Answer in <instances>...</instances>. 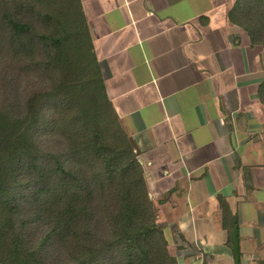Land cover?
Returning a JSON list of instances; mask_svg holds the SVG:
<instances>
[{
	"label": "crops",
	"instance_id": "obj_1",
	"mask_svg": "<svg viewBox=\"0 0 264 264\" xmlns=\"http://www.w3.org/2000/svg\"><path fill=\"white\" fill-rule=\"evenodd\" d=\"M81 2L170 252L238 264L237 228L240 264H264V48L232 19L237 0Z\"/></svg>",
	"mask_w": 264,
	"mask_h": 264
},
{
	"label": "trees",
	"instance_id": "obj_2",
	"mask_svg": "<svg viewBox=\"0 0 264 264\" xmlns=\"http://www.w3.org/2000/svg\"><path fill=\"white\" fill-rule=\"evenodd\" d=\"M231 17L264 48V0ZM138 155L81 0H0V264H180Z\"/></svg>",
	"mask_w": 264,
	"mask_h": 264
},
{
	"label": "water",
	"instance_id": "obj_3",
	"mask_svg": "<svg viewBox=\"0 0 264 264\" xmlns=\"http://www.w3.org/2000/svg\"><path fill=\"white\" fill-rule=\"evenodd\" d=\"M234 243H235L236 261L238 264H240L239 240H238V229L237 228H235L234 230Z\"/></svg>",
	"mask_w": 264,
	"mask_h": 264
}]
</instances>
